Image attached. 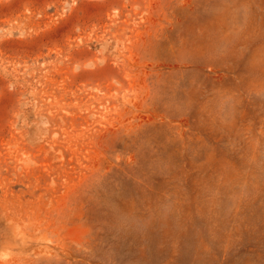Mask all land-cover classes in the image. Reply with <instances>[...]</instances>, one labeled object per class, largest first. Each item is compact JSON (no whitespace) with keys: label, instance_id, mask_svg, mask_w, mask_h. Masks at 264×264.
<instances>
[{"label":"rangeland","instance_id":"374dc122","mask_svg":"<svg viewBox=\"0 0 264 264\" xmlns=\"http://www.w3.org/2000/svg\"><path fill=\"white\" fill-rule=\"evenodd\" d=\"M0 264H264V0H0Z\"/></svg>","mask_w":264,"mask_h":264}]
</instances>
